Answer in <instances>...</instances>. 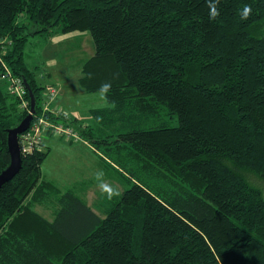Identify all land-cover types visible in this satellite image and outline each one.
<instances>
[{"label":"trees","instance_id":"obj_1","mask_svg":"<svg viewBox=\"0 0 264 264\" xmlns=\"http://www.w3.org/2000/svg\"><path fill=\"white\" fill-rule=\"evenodd\" d=\"M218 7L210 20L207 0H0V172L7 131L30 109L22 79L32 121L45 87L56 89L39 84L24 47L42 32L81 31L94 53L79 85L110 81L115 107L68 121L126 186L101 216L43 179L46 135L0 188V264H264V0Z\"/></svg>","mask_w":264,"mask_h":264},{"label":"rangeland","instance_id":"obj_2","mask_svg":"<svg viewBox=\"0 0 264 264\" xmlns=\"http://www.w3.org/2000/svg\"><path fill=\"white\" fill-rule=\"evenodd\" d=\"M29 25L32 26V23ZM93 53L91 35L81 31L64 34L42 32L41 35L35 34L30 37L24 47L25 62L36 73L39 84L52 85L57 90V95L50 106L57 105L66 111L70 118H76V122L83 120L88 122L91 119L89 110L102 108L101 105L104 103L97 91L87 92L79 85L82 64ZM54 138L57 139H54L51 145L48 143L49 152L41 165L43 179L54 182L64 190L72 189L104 216L103 207L99 206L108 205L111 199L101 196L93 174L96 170L103 169L105 181L122 190L126 186L118 182L116 166L109 163L105 155L95 151L92 145L79 138L75 139L74 143L59 135ZM79 145L85 148L79 149ZM262 185L258 186L264 190ZM51 201L53 203L54 199ZM34 208L45 217H50L49 208L41 205Z\"/></svg>","mask_w":264,"mask_h":264},{"label":"built area","instance_id":"obj_3","mask_svg":"<svg viewBox=\"0 0 264 264\" xmlns=\"http://www.w3.org/2000/svg\"><path fill=\"white\" fill-rule=\"evenodd\" d=\"M10 71L5 67L2 78L10 79L9 88L11 92L21 96L24 93L22 83L19 79L10 77ZM57 90L52 87H46L44 91L43 113L31 121L28 130L19 134L18 141L21 153H30L35 148L41 147L46 135L61 136L65 138H79L77 133L69 124L70 117L66 111H63L57 105L50 106L51 101L56 97ZM25 106L26 103L24 102Z\"/></svg>","mask_w":264,"mask_h":264},{"label":"water","instance_id":"obj_4","mask_svg":"<svg viewBox=\"0 0 264 264\" xmlns=\"http://www.w3.org/2000/svg\"><path fill=\"white\" fill-rule=\"evenodd\" d=\"M22 80L26 89L28 90L30 109L27 115L18 124L7 131V150L10 160L8 165L0 172V188L5 182L11 180L21 167L22 157L18 136L28 129L33 119V114L35 113V98L31 89L28 87L26 80Z\"/></svg>","mask_w":264,"mask_h":264},{"label":"clouds","instance_id":"obj_5","mask_svg":"<svg viewBox=\"0 0 264 264\" xmlns=\"http://www.w3.org/2000/svg\"><path fill=\"white\" fill-rule=\"evenodd\" d=\"M208 7L210 9L209 11V19L213 20L215 19L219 14V3L220 0H207ZM251 13V7L245 6L242 13H241V19H247L249 14ZM87 78H91V74H87ZM112 89V84L110 81L103 82L99 89L97 90V94L104 103L101 105V107H115L114 101H109L108 94L110 93ZM102 119V117H97V121L99 122ZM94 179L96 181V187L98 191L101 193L102 197H105L107 199H112L113 197H118L122 195L119 188L109 184L105 181V173L103 169H98L93 174Z\"/></svg>","mask_w":264,"mask_h":264},{"label":"crops","instance_id":"obj_6","mask_svg":"<svg viewBox=\"0 0 264 264\" xmlns=\"http://www.w3.org/2000/svg\"><path fill=\"white\" fill-rule=\"evenodd\" d=\"M54 139H57V138H54V137L52 138L51 136L48 137V138L45 140V145L48 146V143L51 145V144L53 143ZM65 141H67V140H65ZM54 146H59V145H54ZM48 147H49V146H48ZM83 148H85V147L79 145V149H83Z\"/></svg>","mask_w":264,"mask_h":264}]
</instances>
